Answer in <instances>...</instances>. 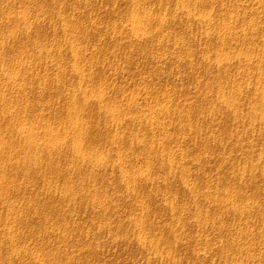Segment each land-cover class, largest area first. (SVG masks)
I'll return each mask as SVG.
<instances>
[{"label": "rangeland", "instance_id": "1", "mask_svg": "<svg viewBox=\"0 0 264 264\" xmlns=\"http://www.w3.org/2000/svg\"><path fill=\"white\" fill-rule=\"evenodd\" d=\"M0 59V264H264V0H0Z\"/></svg>", "mask_w": 264, "mask_h": 264}, {"label": "bare ground", "instance_id": "2", "mask_svg": "<svg viewBox=\"0 0 264 264\" xmlns=\"http://www.w3.org/2000/svg\"><path fill=\"white\" fill-rule=\"evenodd\" d=\"M135 29H137V28H135ZM3 63H4V60L0 59V64H1L0 66H2ZM7 67L14 69V66L11 64H8ZM20 67L22 68L23 66H20ZM20 67H18V68H20ZM3 73L5 75V80L8 82V84L10 83L11 85H14V86L16 85L17 87L20 86L18 84V81L15 78V76H12L11 74H8L5 72H3ZM1 74L2 73H0V75ZM2 94H4V93H2ZM2 94H0V103H2V101L3 102L6 101V98L3 97ZM0 107H1V105H0ZM17 108H18V106H17ZM12 114L13 113L10 110H5V109L2 110L0 108V122L2 121V123H0V174L6 175L7 172H10L12 170H18L22 167V169L25 171L26 175L33 172L35 176H42L40 173L41 172V170H40V154H38L40 149L38 147V143H37V140L35 137V136H37L35 134L36 133L35 128L32 126H31V128H29V127L27 128L26 125H23L21 123V119L18 120L17 117H14L16 114L14 116ZM40 128H38V129L41 130ZM55 130L57 131V129H55ZM46 132H48V131H46ZM5 133H9L11 135V137H10L11 141L10 142H8L10 139L8 141H6L7 139H4V138H7L6 135H8ZM49 134H50L49 135V138H50L52 133H49ZM54 141H56V140H54ZM51 142H52V139H51ZM48 146H49V144H48ZM52 146H53V144H52ZM49 147H51V146H49ZM75 147H76V145H75ZM52 149H53V147H52ZM77 150L78 149L76 148V152H77ZM49 151L52 152L50 149H49ZM89 158H91V157H89ZM87 160H88V157H87ZM92 160H94V159L92 158ZM88 162H89V160H88ZM12 215H16V214L13 213Z\"/></svg>", "mask_w": 264, "mask_h": 264}]
</instances>
